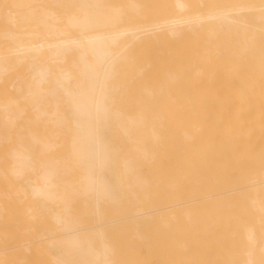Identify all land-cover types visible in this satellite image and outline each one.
<instances>
[{"label":"bare ground","instance_id":"bare-ground-1","mask_svg":"<svg viewBox=\"0 0 264 264\" xmlns=\"http://www.w3.org/2000/svg\"><path fill=\"white\" fill-rule=\"evenodd\" d=\"M263 196L264 0H0V264H264Z\"/></svg>","mask_w":264,"mask_h":264},{"label":"rangeland","instance_id":"rangeland-1","mask_svg":"<svg viewBox=\"0 0 264 264\" xmlns=\"http://www.w3.org/2000/svg\"><path fill=\"white\" fill-rule=\"evenodd\" d=\"M252 218L251 211H243L237 205L209 208L205 221L206 264H237L240 251L238 229L243 221Z\"/></svg>","mask_w":264,"mask_h":264}]
</instances>
